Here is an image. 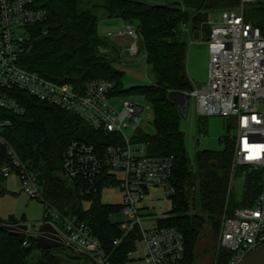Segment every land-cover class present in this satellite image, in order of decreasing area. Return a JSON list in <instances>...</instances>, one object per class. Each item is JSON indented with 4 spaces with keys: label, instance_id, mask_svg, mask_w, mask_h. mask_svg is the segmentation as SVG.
Returning a JSON list of instances; mask_svg holds the SVG:
<instances>
[{
    "label": "trees",
    "instance_id": "16d2710c",
    "mask_svg": "<svg viewBox=\"0 0 264 264\" xmlns=\"http://www.w3.org/2000/svg\"><path fill=\"white\" fill-rule=\"evenodd\" d=\"M239 1L41 0L47 18L32 28L28 48L20 58V64L26 69L35 70L56 82L83 88L91 79H109L115 81V94L141 93L147 98L153 109L154 132L148 134L139 130L137 139L145 144L147 154L173 159L175 193L171 197L169 217L160 221V225L175 227L183 234L184 257L176 264L186 262L192 243L205 222L218 226L222 213L251 205L261 188V172L254 171L245 178L243 200L237 201L231 193L232 150L226 139H219L223 143L220 151H197L191 161L180 128L178 104L168 96L171 91L186 92L192 88L186 71L188 40L180 23H186L193 35L201 31L208 35L209 13L217 9H235ZM245 16L264 31L263 7L248 4ZM103 19L121 20L136 28L153 77L151 83L123 88L124 74L107 61L109 53L118 47L115 41L98 31ZM101 48L108 52H101ZM15 97L26 111L15 116L0 109V118L11 120L4 135L36 175L44 211L48 204L64 216L77 217L89 226L109 264H126L139 234L136 228L125 234L120 228L121 223L110 219V214L121 210V203L109 204L100 200L103 187L113 183L109 172L104 169L95 185L90 186L88 192L82 187L81 193L77 183L65 176L62 167V153L71 141H86L101 150L119 138L115 133L94 130L80 116L24 92H16ZM7 163L9 157L0 144V170ZM5 178L0 173V182ZM2 193L4 190L0 185ZM224 206L229 210L225 207L224 212ZM48 219L50 217L44 213L43 221ZM19 221L22 219L14 217L0 220L2 223ZM115 239H119L117 244H114ZM36 251L37 257L34 256ZM65 252L72 253L67 247L38 251L33 236H28L22 243L15 235L0 229V264H59L60 257L67 254ZM230 255L227 251L220 264H225Z\"/></svg>",
    "mask_w": 264,
    "mask_h": 264
},
{
    "label": "built area",
    "instance_id": "2783aa9c",
    "mask_svg": "<svg viewBox=\"0 0 264 264\" xmlns=\"http://www.w3.org/2000/svg\"><path fill=\"white\" fill-rule=\"evenodd\" d=\"M40 1L0 0V109L15 116L23 115L26 107L16 99L15 93L24 92L80 116L94 130L115 133L119 141L101 150L86 141H71L62 153L63 172L88 192L103 170H107L121 190V210L128 215L120 228L125 234L137 229L138 240L144 247V263H179L184 257L183 234L175 227L160 225V221L169 217L171 197L175 193L173 159L147 154L145 144L137 141L145 106L124 99L121 110H115L110 104L111 98L119 96L114 93V80L94 78L79 88L48 79L20 64L32 28L47 18V10ZM248 4L264 8V0H240L235 9L221 10L218 24L211 25L208 20L210 30L202 40L208 54L207 77L200 86L193 82L191 90L185 92L188 97H194L198 117H234L235 129L228 127L227 133L219 137L231 144L230 189L237 168L261 172V188L253 203L236 207L222 217L218 242L231 253L225 264H237L264 243V31L246 20ZM181 30L189 31L186 23L181 24ZM105 33L113 41L116 36L129 37L132 42L128 51L137 53L140 35L133 26L123 23ZM197 40L199 33L190 42ZM142 57L146 62V52ZM10 124L9 118H0V144L9 157V163L1 167L0 173L7 177L15 172L23 191L41 200L36 175L5 138L4 130ZM124 128L129 129L130 135L125 134ZM152 199L162 201L161 212H155L154 205L143 204ZM45 214L50 217L46 221L54 225L72 254L88 253L98 264H109L86 223L62 215L48 204ZM31 226L28 224L29 229ZM118 242L119 239L114 240V244Z\"/></svg>",
    "mask_w": 264,
    "mask_h": 264
},
{
    "label": "rangeland",
    "instance_id": "374dc122",
    "mask_svg": "<svg viewBox=\"0 0 264 264\" xmlns=\"http://www.w3.org/2000/svg\"><path fill=\"white\" fill-rule=\"evenodd\" d=\"M149 1L157 3H170L180 2L181 0ZM247 7L248 5H245V11ZM220 16L221 10L219 9L210 12L208 18L211 25L218 24L220 22ZM182 23H180V29ZM98 31L102 36L106 34L105 29H103L101 25H99ZM184 33L186 34L188 40L186 53V71L188 79L190 81L191 87L193 82L200 86L205 82L207 77L208 54L206 45L202 40H205L208 35L207 32L205 33L201 31L199 33V40L190 42V40L193 38L192 32L189 30L188 32ZM115 41V46H117L118 49L114 50L113 53L110 52V56H108V60H106H110L112 65L124 74L122 81L123 88L129 89L132 86L138 84L151 83L153 77L150 68L142 57L143 53L145 52L142 48L143 42L141 41V36L138 43L139 47H137L139 49L135 54H130L128 51V47H130L132 42L129 37L116 36ZM107 52V50L103 51V53ZM124 99H128L129 101H133L137 104L145 106L141 116L140 130L148 134L153 133V109L147 98L141 93H131L126 95L122 94L118 97L111 98L110 104L115 110L119 111L122 108V101ZM178 109L179 112L183 113V108L180 109L178 106ZM228 127H230L231 130L235 129L234 117L209 116L206 118H200L196 113L194 97H189L186 112L181 114L180 128L184 133L185 147L188 157L191 159V161H193V157L197 151H220L223 147V143L219 140V137L227 133ZM124 132L126 135H130L128 128H124ZM253 172L254 171H249L246 168H237L236 175L232 180L230 190L231 193L235 194L237 201L243 200L242 190L244 187L245 178L248 174ZM119 177L120 174H118V179ZM0 185L4 190V193L0 194V220L5 221L10 217H14L18 220L22 219V222L32 224V230H36V228L42 223L41 220H43L44 217V203L38 198L30 197L23 191V186L20 182L19 176L15 172L11 173L4 180H2ZM78 188L81 190L80 186H78ZM121 197V190L119 189L117 182L113 181L111 185L103 187L100 200L103 203L113 204L120 203ZM87 204L88 203H85V205ZM153 205L155 212L159 213L162 211V201H156ZM225 207L227 211L229 210L228 206H224V212ZM223 215L224 214L222 213L218 222V226L216 227L210 221H207L203 224L199 234L192 243L187 260H185L186 262L183 264H220L222 262L224 254L227 252L225 249L219 246L218 242ZM110 219L113 222L115 221L121 223L128 220V215L122 210H117L110 214ZM143 248V243L140 240H137L135 242L134 251L128 254L129 260L126 264H145L142 259L144 256ZM65 253H67V257L61 256L59 264H90L86 259H71L68 257V255L73 254L68 252ZM34 256H39V253L36 251Z\"/></svg>",
    "mask_w": 264,
    "mask_h": 264
},
{
    "label": "water",
    "instance_id": "95a60500",
    "mask_svg": "<svg viewBox=\"0 0 264 264\" xmlns=\"http://www.w3.org/2000/svg\"><path fill=\"white\" fill-rule=\"evenodd\" d=\"M194 38H198V33H194ZM169 98L176 102L180 109L183 108V113L186 112L189 97L185 92L171 91L168 94ZM180 112V114H183ZM0 229L7 231L9 234L15 235L18 240L25 243L28 236L33 235L35 247L38 250L65 248L67 245L61 238L59 232L54 225L49 221L42 222L36 230H31L28 223H2ZM74 260L86 259L90 264H98L97 261L88 253H80L68 255ZM237 264H264V243L249 252Z\"/></svg>",
    "mask_w": 264,
    "mask_h": 264
},
{
    "label": "crops",
    "instance_id": "0c3cea01",
    "mask_svg": "<svg viewBox=\"0 0 264 264\" xmlns=\"http://www.w3.org/2000/svg\"><path fill=\"white\" fill-rule=\"evenodd\" d=\"M123 24V22L121 20H106V19H103L101 20L100 22V25L103 29H105V31L107 29H114V28H117L119 26H121ZM116 42V41H115ZM157 191H155L154 194H156ZM157 200L155 199H152V200H146L145 202H143L144 205H153ZM121 203V202H120ZM43 221V220H41ZM19 222H22V221H19ZM18 223V222H17ZM13 224V223H11Z\"/></svg>",
    "mask_w": 264,
    "mask_h": 264
}]
</instances>
